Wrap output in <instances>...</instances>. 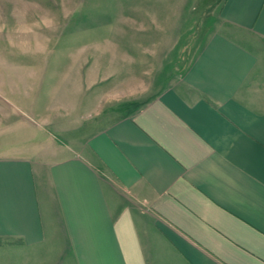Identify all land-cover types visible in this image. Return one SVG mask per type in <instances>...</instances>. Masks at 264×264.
<instances>
[{
    "label": "crops",
    "instance_id": "1",
    "mask_svg": "<svg viewBox=\"0 0 264 264\" xmlns=\"http://www.w3.org/2000/svg\"><path fill=\"white\" fill-rule=\"evenodd\" d=\"M131 8L197 29L188 63L78 145L0 155V264H264V0Z\"/></svg>",
    "mask_w": 264,
    "mask_h": 264
},
{
    "label": "rangeland",
    "instance_id": "2",
    "mask_svg": "<svg viewBox=\"0 0 264 264\" xmlns=\"http://www.w3.org/2000/svg\"><path fill=\"white\" fill-rule=\"evenodd\" d=\"M136 1L0 0V155L78 145L183 69L199 31L124 24ZM215 2L202 0V15Z\"/></svg>",
    "mask_w": 264,
    "mask_h": 264
}]
</instances>
